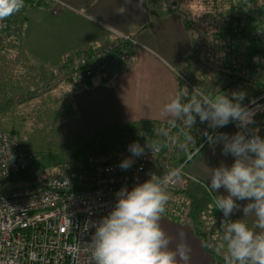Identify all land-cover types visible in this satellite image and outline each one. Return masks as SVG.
I'll return each instance as SVG.
<instances>
[{"label":"crops","instance_id":"0c3cea01","mask_svg":"<svg viewBox=\"0 0 264 264\" xmlns=\"http://www.w3.org/2000/svg\"><path fill=\"white\" fill-rule=\"evenodd\" d=\"M59 1L74 11L61 9L58 16H53L48 6L39 7L27 3L24 7L22 36L15 41L6 38V41L3 33H0V69L6 71V67L4 69L1 65L7 61L6 58H12V52L16 51L17 56L27 54V81H30V85L27 84V105L34 101V105L32 103L27 109L28 112L38 105L39 101L45 105L50 104L51 97L56 93L67 98L76 97V104H72V110H75L76 115L79 111L83 117L94 115L99 118V115H102L99 127L95 123L85 127L89 138L102 130L124 123L152 122L167 125L174 122L173 118L165 117L162 110L172 98L179 96L178 70L183 69L182 66L191 55L188 53L192 50L191 36L184 29L181 17L174 14L154 23L149 8L151 0ZM103 27L131 35L148 51L138 49L132 52L130 61L123 64L120 72L102 75L101 81L91 80L89 87L81 86L85 88L83 91L74 90L64 82L68 72H61L64 64H67L66 57L73 51L80 50L91 54L97 47H86L93 45L95 40L104 41L102 45L112 40L100 38V31L106 38V29ZM66 31L70 32L69 36H66ZM83 40H92V44L86 45ZM3 55L6 58L4 57L2 61ZM19 60L22 61V58ZM21 64L25 65L23 61ZM196 76L193 74L191 79L194 80ZM187 84L191 87L190 83ZM80 92L88 93L82 107ZM111 106L112 108H109ZM38 110L39 108L35 109ZM28 118L32 119L30 115H27ZM252 130L264 138V113L261 120L255 119ZM5 131L14 132L11 128ZM221 133L231 136L236 131L228 126ZM222 147L220 143L215 145L209 143L185 167L186 171L199 181V184H193L203 190L213 204L216 194L227 193L223 189L216 194L208 191L210 169L219 167L222 163L230 167L234 161L232 156L222 154ZM237 203L242 208L248 201ZM217 212L216 216L211 215L221 221L223 213L220 210ZM182 218L179 220L181 223H175L162 216L161 227L173 238L170 248L174 249L180 242L179 234L183 232L191 248L188 264H209L210 257L202 242L195 236L183 216ZM230 219L243 220L249 228L260 229L254 214L244 216L241 210L235 212Z\"/></svg>","mask_w":264,"mask_h":264},{"label":"clouds","instance_id":"9594fccd","mask_svg":"<svg viewBox=\"0 0 264 264\" xmlns=\"http://www.w3.org/2000/svg\"><path fill=\"white\" fill-rule=\"evenodd\" d=\"M23 7L24 0H0V20ZM242 98L241 94H234L232 98L225 94L210 97L196 88L191 94L186 92L172 98L164 105L162 114L179 120L189 129L197 117L213 130L232 122L237 124L240 131L231 136L205 133L210 144H222V154L234 158L230 167L222 163L210 169L207 189L215 194L221 189L227 193L216 194L214 206L223 213L221 247L227 250L228 264H264V231L254 232L243 220L230 219L242 210L244 216L254 214L257 226L264 229V138L249 131L252 121L240 103ZM159 150L160 144L147 138L143 146L139 142L128 146L131 156L136 158ZM134 162L132 158H125L119 167L128 170ZM182 179V167H177L163 177L152 174L130 191L127 187L118 191L112 210L94 224L89 247L95 264H188L191 248L185 234H179L180 242L172 249L173 238L161 227L170 199L167 186L178 184ZM237 201L248 203L241 208Z\"/></svg>","mask_w":264,"mask_h":264},{"label":"built area","instance_id":"2783aa9c","mask_svg":"<svg viewBox=\"0 0 264 264\" xmlns=\"http://www.w3.org/2000/svg\"><path fill=\"white\" fill-rule=\"evenodd\" d=\"M30 1L34 6H48L53 16H58L61 9L71 10L59 0ZM257 22L254 36L264 43V14ZM18 28L15 20L10 24L5 19L0 20V31L12 40L21 36L22 29ZM103 28L112 34L113 41L97 46L91 54L82 50L66 57L67 71H71L75 81L83 82L85 78L113 72L119 61H130L132 52L147 50L131 35L116 34L108 27ZM256 102L244 107L252 121L249 131H253L255 119L264 111L263 105ZM232 127L236 132L240 131L235 122L231 123ZM19 147V138L15 134L0 129V264H9V261L14 264H95L89 247L95 232L94 224L112 210L118 191L124 187L130 191L150 179L152 174L163 177L177 167H182L183 179L167 188L186 189L190 183L199 184L186 171V163L173 166L166 162L157 173L136 158L128 170H122L119 162H112L97 165L79 178L69 165L59 175L45 178L33 186L8 189L2 183L26 173L34 158ZM158 152L146 153L155 156Z\"/></svg>","mask_w":264,"mask_h":264},{"label":"trees","instance_id":"16d2710c","mask_svg":"<svg viewBox=\"0 0 264 264\" xmlns=\"http://www.w3.org/2000/svg\"><path fill=\"white\" fill-rule=\"evenodd\" d=\"M151 1H149V8L151 20L154 23L168 16L181 14L184 29L189 32L188 26L193 22L190 21L188 15L180 9L179 2L181 0ZM256 1L257 0H230L228 2L230 7L225 13V17L224 15L220 17H224L223 28L221 31L217 32V37L223 41V46L226 50L222 57L216 59L219 63L218 68H214L217 76L210 79L209 84L196 76L194 80H197L196 84L198 86L196 87L191 84L190 87L187 84L189 80H182L184 77L180 75L182 78H179L180 80L178 83L179 96L186 92L191 94L194 91L193 88H197L199 92L210 97L225 94L228 95L229 98H232L234 94H241L243 97L240 101L242 107L248 106L254 101H257L258 104L264 103V43L254 36V32L258 25L257 21L264 13V2L260 6L255 7L254 4ZM29 2L31 1L24 0V7L27 6V3L30 4ZM160 2L161 5L164 4L165 6L163 11L158 9V4H160ZM24 7L18 13L6 18V23H14L15 20V26L18 27L19 25L18 30H21L23 25L22 21L24 20ZM2 33L4 34V32ZM4 35H6V33ZM18 39L19 38L15 40ZM111 41L113 40H109L105 43ZM192 43L195 48V42L192 41ZM11 46H13V44H11ZM81 51L82 50L76 51L72 54L80 53ZM118 64L115 71H109L105 74L114 75L120 72L121 67L123 64L125 65L126 62L119 61ZM67 67L68 64L65 63L63 66L64 73L68 72L65 81H67L74 90L82 88L81 86L83 85L90 86V81L94 78H85L83 82H77L74 80L71 71H67ZM261 118L262 115L259 119L261 120ZM228 126L231 127V123L225 127L213 130L208 127L207 122L201 123L198 117L192 129L186 128L179 120H175L167 125L152 122L124 123L102 130L92 138H89L81 147L71 153L67 160L73 167L72 171L76 175H78V172L80 178L90 173L93 167H95L89 168L91 156L104 159L103 163L100 165L116 162L112 156L114 153H122L123 155L127 153L131 154L128 151V146L133 142H139L143 146L147 138L157 141L160 144V150L157 155L153 157L150 155L148 158L146 157V160L141 161L158 173L162 165L166 162L173 166L186 163V167L201 150L210 143L208 136L205 135L206 132L208 135H215L221 133ZM8 132L15 134L19 138L17 133L12 131ZM190 137L193 139H190ZM20 151L26 152L21 149ZM33 157L31 166L27 171H38L44 168L49 169L56 165H63L62 160H56L52 155L41 154L38 155V157L33 155ZM22 174H19V176ZM6 181L2 184L6 185ZM167 191L170 194V199L166 205V211L163 216L175 223H181L180 221L183 219V216L188 226L193 230L195 236L202 242L205 251L209 254V264H228L227 259L211 249L207 240V233L203 229L200 212L201 208H209L210 214L213 216L218 214L215 207H210L214 204L209 196L193 183H190L186 189L167 188ZM186 208L187 213H185Z\"/></svg>","mask_w":264,"mask_h":264},{"label":"rangeland","instance_id":"374dc122","mask_svg":"<svg viewBox=\"0 0 264 264\" xmlns=\"http://www.w3.org/2000/svg\"><path fill=\"white\" fill-rule=\"evenodd\" d=\"M229 1L230 0H181L179 2L180 9H182V11L188 15V19L193 22L188 26V29L189 36L192 35L190 40L194 41L196 44L194 48L192 43V50L188 53V55H191L182 66L183 69L178 70L179 76L182 75L184 77L183 79L180 76L182 80H190L191 76L196 74L199 79L209 84L210 79L217 76L214 68L217 69L219 63L216 59L222 57L226 52L223 41L217 37V32L221 31L223 28L225 13L230 7L228 4ZM161 2L158 4V9L163 11L165 6L164 4L161 5ZM263 2L264 0H257L254 6H260ZM71 11L74 10L71 8ZM176 15L180 16L182 19L181 14ZM221 15H224V17L220 18ZM32 24L34 26V22ZM100 32V38L102 40L112 38V34H109L107 30L106 38L104 33L102 31ZM114 33L122 34V32L118 30H114ZM4 34V40H6V38L11 39L8 34ZM65 34L69 36L70 32L66 31ZM102 42L104 41L97 42V40H95L93 45L86 48L97 47L102 45ZM84 44H92V40L84 41ZM74 52L76 51L72 53ZM16 53V51L12 52V58H6L4 55L1 56L2 61L4 57L7 61L1 65L4 69L6 67V71L0 69V128L3 130L11 128L18 134L21 150L30 152L35 157L41 154L52 155L56 160H62L63 165H56L49 169L44 168L38 171L29 170L17 178L7 180L5 186L8 189L32 186L45 178L62 173L64 167L70 165V162L67 160L70 154L89 139V133L86 131L85 127L89 126L90 123H95L99 127L100 125L98 123L102 117V115H99V118L94 115L83 117L80 111L76 115L75 110H72V104H76V97L67 98L59 93L51 97L52 102L50 104L45 105L42 101H39L38 105H35L34 108L28 112L27 109L34 101H30L29 105H27V84L30 85V81H27V54L23 53L21 56H17ZM19 58H22L26 66L21 64L22 61L19 60ZM93 80L101 81L100 76L95 77ZM64 82L68 84L67 81L64 80ZM189 83L196 87L198 86L196 84L197 80L191 79ZM77 90L83 91L85 88L82 87ZM193 90H195V88H193ZM79 97L82 107V104L87 100L88 93L80 92ZM32 105H34V103ZM262 105L264 107V103ZM36 108H39V110L35 111ZM109 108H112V106ZM27 115H30L32 119H27ZM261 115L263 114L261 113L257 118L259 119ZM112 156L116 162H122L125 158L136 159V157H132L131 154L128 153L124 155L122 153H114ZM149 156V154L145 153V155L138 159L146 160ZM103 161L104 159L91 156L89 168L91 169L93 166L100 165ZM77 174L79 175L78 172ZM212 206L213 205L210 207ZM200 212L203 229L208 236L207 240L209 246L226 259L228 255L227 250L225 247H221L223 236L221 221L210 214L209 208H201ZM185 213H187V208L185 209Z\"/></svg>","mask_w":264,"mask_h":264}]
</instances>
